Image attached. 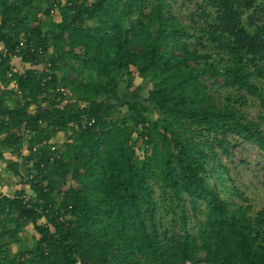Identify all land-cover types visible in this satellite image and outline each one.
I'll return each instance as SVG.
<instances>
[{
  "label": "trees",
  "instance_id": "obj_1",
  "mask_svg": "<svg viewBox=\"0 0 264 264\" xmlns=\"http://www.w3.org/2000/svg\"><path fill=\"white\" fill-rule=\"evenodd\" d=\"M203 3L188 27L166 0H0V46L25 42L31 67L0 61V160L15 180L0 194V264H264V207L252 213L217 152L234 135L264 156V7ZM209 81L255 98L258 120ZM152 180L181 234L161 238ZM186 204L203 217L195 235ZM28 225L37 239L15 255Z\"/></svg>",
  "mask_w": 264,
  "mask_h": 264
},
{
  "label": "rangeland",
  "instance_id": "obj_2",
  "mask_svg": "<svg viewBox=\"0 0 264 264\" xmlns=\"http://www.w3.org/2000/svg\"><path fill=\"white\" fill-rule=\"evenodd\" d=\"M169 4L170 15L180 19L184 25L190 26L191 23L201 24V12L203 9V0H166ZM260 4L264 7V0H260ZM54 11L52 15L53 20H59L58 14ZM189 49L196 50L199 53H208L216 55L218 49L216 45L211 43H203L202 45L196 44L193 41L189 42ZM17 67H22L18 60L13 61ZM60 75L61 73L58 72ZM71 78L74 74L70 75ZM219 84L221 79H218ZM257 86H260V81H254ZM140 83L138 79H134L133 85L137 86ZM212 82H207V86L210 88V92L213 97L223 102L226 98L238 99L241 96L246 98V104L244 106L237 105L238 109L245 115L246 118L251 120H258V114L260 113L258 102L255 98L248 96L243 90L238 89H225L218 86H211ZM123 86V84L121 85ZM142 94L146 96V90L142 91ZM125 114L124 111H122ZM261 130L264 133V124L261 126ZM60 140V137L57 138ZM228 143L227 149L229 155H225L220 150L219 160L228 169L229 176L233 179L235 186L244 194L249 200V205L252 208V213L260 210L264 207V156L259 151L257 146L253 143L245 142L238 139L234 135H228L226 138ZM142 143L137 146L140 149L143 148ZM142 151L138 150V153ZM5 159L7 161H13L17 158L6 152H4ZM216 162L212 163V168L215 169ZM212 169V170H213ZM22 174H25V169L20 168ZM215 178L216 176L212 174ZM151 189L153 191V198L157 203V210L155 214V226L158 228V232L161 234V238L168 239L169 237L176 236L182 233L181 222L179 219V211L175 210L174 213L169 211V204L167 197L161 195V190L155 180L151 182ZM15 180L11 177L9 171L5 168V163L0 160V194H6L7 191H15ZM186 211L188 215V222L186 230L191 235H195L198 231L197 222H202L203 217L200 214H193L190 207L186 204ZM37 239V234L30 225L26 226L21 235V243H17L12 247V252L17 255L22 249V245L25 247L33 246L32 239Z\"/></svg>",
  "mask_w": 264,
  "mask_h": 264
},
{
  "label": "built area",
  "instance_id": "obj_3",
  "mask_svg": "<svg viewBox=\"0 0 264 264\" xmlns=\"http://www.w3.org/2000/svg\"><path fill=\"white\" fill-rule=\"evenodd\" d=\"M54 11H56V9H55V6H54V8H53V10H51V14H53L54 13ZM26 45H25V42H23V41H20L19 42V44H18V46L14 49V51H10L9 49H7V48H5V47H3V46H0V61L2 60V59H5V58H12V61H16V60H18L19 62H20V58L19 57H17L16 55H18V53L20 52V49L21 48H24ZM29 49H30V52H38V53H41L42 52V49L41 48H39V47H33V46H30L29 47ZM13 63V62H12ZM23 66H24V69L26 70V69H28V68H31L28 64H23ZM22 66V67H23ZM48 66H49V64H48ZM22 67H17L16 65L14 66V68L12 69V72H17V70H19V71H21L22 70ZM37 68V67H36ZM38 68H40V67H38ZM60 90V92H64V90L63 89H59ZM87 123V120L86 119H84L83 121H82V125H85ZM93 123V120H91L89 123H87L88 125H91ZM54 148L52 147L51 148V150H53Z\"/></svg>",
  "mask_w": 264,
  "mask_h": 264
},
{
  "label": "crops",
  "instance_id": "obj_4",
  "mask_svg": "<svg viewBox=\"0 0 264 264\" xmlns=\"http://www.w3.org/2000/svg\"><path fill=\"white\" fill-rule=\"evenodd\" d=\"M60 136H61V135H59V136H58V138H59ZM60 140H62V138H61V137H60ZM6 153H7V152H6ZM8 154H9V153H8ZM3 155H4V158H5V156H6V155H5V154H3ZM13 194H14V192H13V191H11V190H9V191H7V192H6V195H7V196H9V197H12V196H13Z\"/></svg>",
  "mask_w": 264,
  "mask_h": 264
}]
</instances>
